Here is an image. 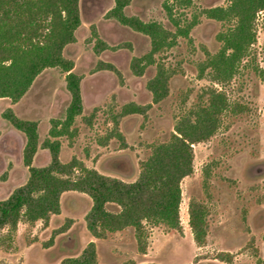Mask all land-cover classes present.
Instances as JSON below:
<instances>
[{
	"label": "rangeland",
	"instance_id": "obj_1",
	"mask_svg": "<svg viewBox=\"0 0 264 264\" xmlns=\"http://www.w3.org/2000/svg\"><path fill=\"white\" fill-rule=\"evenodd\" d=\"M164 1L130 0L124 8L127 15L157 22L168 32L169 45L151 55L147 35L106 16L113 0L78 1L81 22L63 55L80 77L82 109L69 133L57 138L58 158L132 182L155 145L209 109L213 131L190 144L192 170L179 182L178 227L145 222L140 232L125 226L95 236L86 221L91 198L66 190L59 211L47 219L30 222L21 216L14 228H0V264H257L264 259V11L256 17L249 55L228 80H220L207 59L218 51L216 35L229 22L207 18L202 9L228 0L172 3L171 14L182 28L195 21L184 36ZM65 74L45 68L18 101L0 98V200L28 176L24 135L2 113L10 108L37 123L31 165H47L51 155L41 143L51 120L63 118L70 101ZM153 85L159 86L157 94ZM190 203L203 208L200 243L188 223ZM90 242L92 257L84 254Z\"/></svg>",
	"mask_w": 264,
	"mask_h": 264
},
{
	"label": "trees",
	"instance_id": "obj_2",
	"mask_svg": "<svg viewBox=\"0 0 264 264\" xmlns=\"http://www.w3.org/2000/svg\"><path fill=\"white\" fill-rule=\"evenodd\" d=\"M78 1L0 0V98L18 101L35 77L50 67L66 73L65 84L70 95L63 118L51 120L48 138L41 143L51 155L45 166L31 165L38 147L37 123L17 117L10 108L2 113V117L24 135L22 159L28 167V176L23 184L0 200V228H14L21 216L30 222L47 219L50 213L59 211V197L66 190L80 191L91 198L86 221L87 228L95 236L125 226L140 232L145 222L177 228L181 197L179 182L192 170L190 144L213 131L215 119L209 109L203 110L185 128H177L178 134L172 135L169 141L155 145L132 182L101 174L75 159L63 163L58 158L57 138L69 133L82 109L80 77L72 71L73 61L63 55V48L75 41V30L81 22ZM129 2L113 0L106 16L147 35L152 45L149 55L163 45H169L168 32L160 24L124 12ZM172 3L188 5L190 0H165L163 3L179 35L184 36L195 21H189L182 28L171 14ZM260 11H264V0H228L224 6L202 9L207 18L229 22L227 28L216 35L220 43L218 51L208 55L207 59V65L220 80H228L243 58L249 55L255 42L256 17ZM152 89L157 94L159 86L153 85ZM221 107L222 104L219 112ZM108 205H115L117 209L111 210ZM188 223L194 240L202 242L205 235L202 206L190 203ZM84 254L94 256L92 242L88 243ZM73 261L82 263L84 259ZM257 264H264V259L258 260Z\"/></svg>",
	"mask_w": 264,
	"mask_h": 264
},
{
	"label": "crops",
	"instance_id": "obj_3",
	"mask_svg": "<svg viewBox=\"0 0 264 264\" xmlns=\"http://www.w3.org/2000/svg\"><path fill=\"white\" fill-rule=\"evenodd\" d=\"M140 264H144V263H140ZM158 264H162V263H158Z\"/></svg>",
	"mask_w": 264,
	"mask_h": 264
}]
</instances>
